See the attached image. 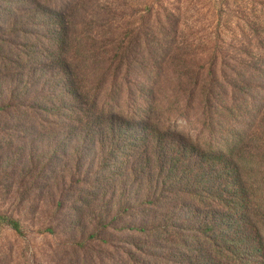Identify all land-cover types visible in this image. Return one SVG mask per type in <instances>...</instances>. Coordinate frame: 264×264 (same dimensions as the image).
<instances>
[{"label": "trees", "instance_id": "obj_1", "mask_svg": "<svg viewBox=\"0 0 264 264\" xmlns=\"http://www.w3.org/2000/svg\"><path fill=\"white\" fill-rule=\"evenodd\" d=\"M33 1V17L50 16L51 44L41 67L8 75L0 110L15 109L29 91L17 83L36 85L43 71L60 94L52 111L69 119L65 142L99 144L107 162L122 160L123 208L163 204L130 227L145 240L134 264H264V21L247 35L224 28L189 51L162 3L126 23L107 2L103 11L93 0Z\"/></svg>", "mask_w": 264, "mask_h": 264}, {"label": "rangeland", "instance_id": "obj_2", "mask_svg": "<svg viewBox=\"0 0 264 264\" xmlns=\"http://www.w3.org/2000/svg\"><path fill=\"white\" fill-rule=\"evenodd\" d=\"M93 1L91 8L101 6L103 11L107 2L113 18L123 16L126 23L135 22L152 5L155 10L159 3L166 5L175 14L174 22H180L179 38L189 51L196 45L204 49L219 30L238 26L247 35L250 23L263 26L264 21V0ZM151 1L156 4L147 5ZM34 7L33 0H0V106L10 94L8 75L27 73L46 60L50 16L33 17ZM169 32L164 49L172 59L176 27ZM156 51L160 61L167 60L163 51ZM42 72L36 85L26 86L27 77L17 83L16 89L29 91L19 96L15 109L0 110V264H134L131 253L145 240L133 236L130 227L151 219L163 204L144 212L123 208L128 207L122 195L129 182L122 181V160L107 162L99 144L75 138L65 142L69 119L52 111L60 107V94ZM53 94L54 99L49 97ZM125 108L122 100V114ZM11 220L19 223V233Z\"/></svg>", "mask_w": 264, "mask_h": 264}]
</instances>
